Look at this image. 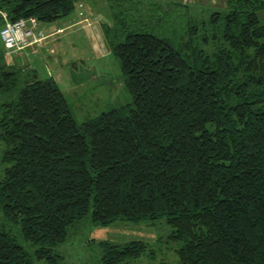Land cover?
Segmentation results:
<instances>
[{"label":"trees","instance_id":"1","mask_svg":"<svg viewBox=\"0 0 264 264\" xmlns=\"http://www.w3.org/2000/svg\"><path fill=\"white\" fill-rule=\"evenodd\" d=\"M104 1L106 45L131 101L81 123L56 81L17 64L0 40V264H55L84 215L97 225L163 219L174 264H264V0H225L208 14ZM79 2L0 0V28L50 23ZM170 16L180 24L157 34ZM96 244L101 264L149 246Z\"/></svg>","mask_w":264,"mask_h":264},{"label":"rangeland","instance_id":"2","mask_svg":"<svg viewBox=\"0 0 264 264\" xmlns=\"http://www.w3.org/2000/svg\"><path fill=\"white\" fill-rule=\"evenodd\" d=\"M145 2L147 7L182 2L198 12L204 8L206 14L225 6V0ZM76 7L77 14L39 24L44 32L55 31L57 27L64 28L61 34L57 33L46 40L49 42L46 49H40V46L33 52L26 48L22 50L23 53H11L10 58L15 59L20 66L28 64L41 79L52 77L70 102L74 118L81 123L103 111L129 103L131 96L121 77L118 60L106 45L104 26L113 25L106 2L86 0L79 2ZM174 20L171 21L170 16V22L165 26L155 25L158 28L155 32L169 35L180 24L181 18ZM168 232L169 227L163 219L115 220L107 225H97L90 221L88 215H84L69 228L67 240L55 249L62 255L55 264H101L97 261L99 246L96 243L104 239L116 243L141 239L148 243V250L127 264H174L176 244L166 241ZM37 264L47 263L40 260Z\"/></svg>","mask_w":264,"mask_h":264},{"label":"built area","instance_id":"3","mask_svg":"<svg viewBox=\"0 0 264 264\" xmlns=\"http://www.w3.org/2000/svg\"><path fill=\"white\" fill-rule=\"evenodd\" d=\"M3 17H5V14ZM64 28H57L50 34H45L34 18L18 19L9 21L5 19L4 25L0 28V40L7 54L21 52L26 47L41 45L51 35L62 33Z\"/></svg>","mask_w":264,"mask_h":264},{"label":"crops","instance_id":"4","mask_svg":"<svg viewBox=\"0 0 264 264\" xmlns=\"http://www.w3.org/2000/svg\"><path fill=\"white\" fill-rule=\"evenodd\" d=\"M57 28H60V27H57ZM57 28H56V29H57ZM56 37H59V36H56ZM55 39H56V38H55ZM48 43H49V42H46L43 46L40 47V49H43V48L46 49L45 47L47 46L46 44H48ZM26 48H30V49H32L31 47H26ZM26 48H24V49H26ZM24 49H23V50H24ZM32 51H36V50H35V49H34V50L32 49ZM20 53H23V51L20 52Z\"/></svg>","mask_w":264,"mask_h":264}]
</instances>
